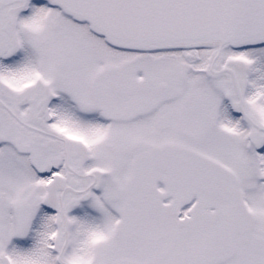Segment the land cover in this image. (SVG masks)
Segmentation results:
<instances>
[{"label":"snow or ice","instance_id":"1","mask_svg":"<svg viewBox=\"0 0 264 264\" xmlns=\"http://www.w3.org/2000/svg\"><path fill=\"white\" fill-rule=\"evenodd\" d=\"M0 264H264V0H0Z\"/></svg>","mask_w":264,"mask_h":264}]
</instances>
